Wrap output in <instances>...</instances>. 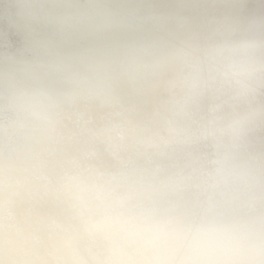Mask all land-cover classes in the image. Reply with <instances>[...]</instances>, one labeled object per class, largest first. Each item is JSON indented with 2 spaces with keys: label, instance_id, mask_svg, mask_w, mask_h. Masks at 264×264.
Masks as SVG:
<instances>
[{
  "label": "clouds",
  "instance_id": "9594fccd",
  "mask_svg": "<svg viewBox=\"0 0 264 264\" xmlns=\"http://www.w3.org/2000/svg\"><path fill=\"white\" fill-rule=\"evenodd\" d=\"M0 264H264V0H0Z\"/></svg>",
  "mask_w": 264,
  "mask_h": 264
},
{
  "label": "bare ground",
  "instance_id": "6f19581e",
  "mask_svg": "<svg viewBox=\"0 0 264 264\" xmlns=\"http://www.w3.org/2000/svg\"><path fill=\"white\" fill-rule=\"evenodd\" d=\"M11 42L16 47H22L24 43V34L22 31H17L11 34Z\"/></svg>",
  "mask_w": 264,
  "mask_h": 264
}]
</instances>
